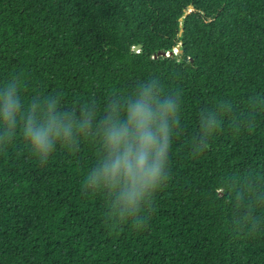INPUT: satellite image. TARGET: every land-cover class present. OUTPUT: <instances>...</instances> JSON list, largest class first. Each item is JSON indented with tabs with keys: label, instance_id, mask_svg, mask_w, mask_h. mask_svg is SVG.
<instances>
[{
	"label": "trees",
	"instance_id": "16d2710c",
	"mask_svg": "<svg viewBox=\"0 0 264 264\" xmlns=\"http://www.w3.org/2000/svg\"><path fill=\"white\" fill-rule=\"evenodd\" d=\"M0 264H264V0H0Z\"/></svg>",
	"mask_w": 264,
	"mask_h": 264
},
{
	"label": "water",
	"instance_id": "95a60500",
	"mask_svg": "<svg viewBox=\"0 0 264 264\" xmlns=\"http://www.w3.org/2000/svg\"><path fill=\"white\" fill-rule=\"evenodd\" d=\"M195 9H194V7L192 6L191 7V11H194ZM184 31H185V29H184V27H182V29H181V31H180V34H183L184 33ZM141 45L140 46H136L135 47V50L136 51H139L140 49H141ZM184 52V50L182 49V47L181 46H179V47H177V51L176 50H174V51H172V52H164V53H161L160 54V56H163V57H168V56H173V55H179V54H182Z\"/></svg>",
	"mask_w": 264,
	"mask_h": 264
}]
</instances>
